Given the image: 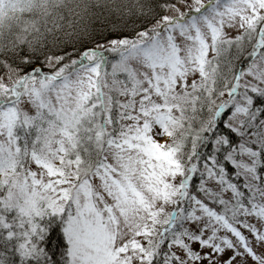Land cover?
<instances>
[{
	"label": "snow or ice",
	"instance_id": "obj_1",
	"mask_svg": "<svg viewBox=\"0 0 264 264\" xmlns=\"http://www.w3.org/2000/svg\"><path fill=\"white\" fill-rule=\"evenodd\" d=\"M0 264H264V0H0Z\"/></svg>",
	"mask_w": 264,
	"mask_h": 264
}]
</instances>
